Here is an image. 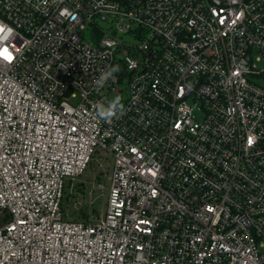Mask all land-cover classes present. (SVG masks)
I'll return each mask as SVG.
<instances>
[{
	"label": "built area",
	"instance_id": "built-area-1",
	"mask_svg": "<svg viewBox=\"0 0 264 264\" xmlns=\"http://www.w3.org/2000/svg\"><path fill=\"white\" fill-rule=\"evenodd\" d=\"M0 28V264H264V0H0ZM98 150L106 208L70 218Z\"/></svg>",
	"mask_w": 264,
	"mask_h": 264
},
{
	"label": "rangeland",
	"instance_id": "rangeland-1",
	"mask_svg": "<svg viewBox=\"0 0 264 264\" xmlns=\"http://www.w3.org/2000/svg\"><path fill=\"white\" fill-rule=\"evenodd\" d=\"M198 120L203 117L201 108L195 110ZM113 157L102 151H96L86 170L74 178H65V189L62 206L65 214L70 218L88 213L95 219L106 208L109 187L111 184ZM103 184V185H102ZM86 220V219H82ZM3 220L0 217V226Z\"/></svg>",
	"mask_w": 264,
	"mask_h": 264
},
{
	"label": "clouds",
	"instance_id": "clouds-1",
	"mask_svg": "<svg viewBox=\"0 0 264 264\" xmlns=\"http://www.w3.org/2000/svg\"><path fill=\"white\" fill-rule=\"evenodd\" d=\"M119 71L118 66H110L106 72H102L97 80L98 85H103V83L112 77L114 72ZM124 113V104L120 96H116L114 99L107 102V105L97 104L96 105V115L99 119L111 122L113 118Z\"/></svg>",
	"mask_w": 264,
	"mask_h": 264
},
{
	"label": "trees",
	"instance_id": "trees-1",
	"mask_svg": "<svg viewBox=\"0 0 264 264\" xmlns=\"http://www.w3.org/2000/svg\"><path fill=\"white\" fill-rule=\"evenodd\" d=\"M84 213L86 214L78 215L77 219H90V216H88V213L87 212H84Z\"/></svg>",
	"mask_w": 264,
	"mask_h": 264
},
{
	"label": "snow or ice",
	"instance_id": "snow-or-ice-1",
	"mask_svg": "<svg viewBox=\"0 0 264 264\" xmlns=\"http://www.w3.org/2000/svg\"><path fill=\"white\" fill-rule=\"evenodd\" d=\"M0 31H3V29L0 28ZM5 51H6V50H5ZM0 55H2V53H0ZM5 58L8 59V60H11V59H12V56L9 54V55H7ZM250 142H251V141H250Z\"/></svg>",
	"mask_w": 264,
	"mask_h": 264
}]
</instances>
